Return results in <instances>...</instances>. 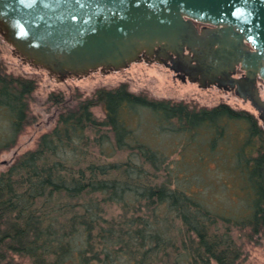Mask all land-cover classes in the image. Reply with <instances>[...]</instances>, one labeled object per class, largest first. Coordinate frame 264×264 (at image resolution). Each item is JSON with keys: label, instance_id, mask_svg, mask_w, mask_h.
Listing matches in <instances>:
<instances>
[{"label": "trees", "instance_id": "obj_1", "mask_svg": "<svg viewBox=\"0 0 264 264\" xmlns=\"http://www.w3.org/2000/svg\"><path fill=\"white\" fill-rule=\"evenodd\" d=\"M34 88L33 79L0 65L7 124L0 149L29 121ZM70 98L47 95L59 106L54 125L0 172V264L15 257L33 264H236L242 247L233 229L252 238L264 228V128L257 117L224 102L157 99L124 82ZM97 105L102 118L92 112ZM179 135L199 152L224 153L217 161L234 180L229 207L216 206L151 144ZM112 205L115 214L108 213Z\"/></svg>", "mask_w": 264, "mask_h": 264}, {"label": "water", "instance_id": "obj_2", "mask_svg": "<svg viewBox=\"0 0 264 264\" xmlns=\"http://www.w3.org/2000/svg\"><path fill=\"white\" fill-rule=\"evenodd\" d=\"M193 21L214 28L199 32ZM0 35L60 77L119 69L159 46V62L173 54L189 80L228 84L249 100L264 128L255 86L264 82V0H0Z\"/></svg>", "mask_w": 264, "mask_h": 264}, {"label": "rangeland", "instance_id": "obj_3", "mask_svg": "<svg viewBox=\"0 0 264 264\" xmlns=\"http://www.w3.org/2000/svg\"><path fill=\"white\" fill-rule=\"evenodd\" d=\"M0 65L6 73L24 76L35 81V88L28 100L29 121L18 133L12 146L0 149V172L4 171L20 154L33 149L39 135L54 125L59 106L47 101V95L52 92H61L66 98L72 95L73 98L70 99L74 103L77 93L83 97L96 88H111L124 82L130 91L144 92L157 99L184 101L197 107H210L224 102L234 109L247 110L257 117V112L249 100H244L234 90L218 87L215 84L200 86L194 80L181 79L172 68L156 59L140 57L119 69L98 67L84 74H66L60 77L23 59L0 35ZM255 86L260 96L264 98V82L257 78ZM92 112L97 118H102L104 115L100 105L92 107ZM258 122L261 124L259 119ZM6 132L7 124L3 116H0V139ZM151 142L152 145L166 151L167 161H170L171 167H178L180 176L189 175L192 183L198 181L197 184L201 185L207 192L206 195L217 204L216 206L226 208L233 203L234 180L227 173L224 174V169H221L220 165L223 164L221 158L224 155L222 151L216 153L219 157L215 159L216 154L207 155L205 152H199L194 143L186 141V137L180 135L158 136L151 138ZM200 153L203 154L201 160L198 158ZM107 210L108 213L115 214L118 208L112 205ZM246 232V229H233V237L242 247V254L236 264H264V228L252 238L248 237ZM14 259V263L11 264H33L27 258L15 257Z\"/></svg>", "mask_w": 264, "mask_h": 264}, {"label": "flooded vegetation", "instance_id": "obj_4", "mask_svg": "<svg viewBox=\"0 0 264 264\" xmlns=\"http://www.w3.org/2000/svg\"><path fill=\"white\" fill-rule=\"evenodd\" d=\"M193 24L195 25V27L197 28L199 32L214 28V26H212L211 24L197 22V21H193ZM154 50L155 51L152 54H147L145 51H142L141 58L157 60V57H160L158 51L161 50V48L159 46H155ZM164 64L172 68V70L175 71L176 75L179 76L181 79L189 78L190 70L183 63H181V61H178L175 55L171 54ZM241 74H242V70L236 67V70L234 73H232V76L239 77ZM227 86H228L227 88H230L228 84Z\"/></svg>", "mask_w": 264, "mask_h": 264}]
</instances>
